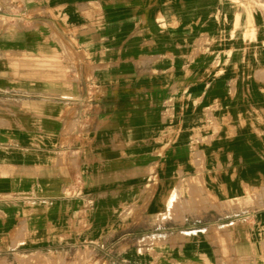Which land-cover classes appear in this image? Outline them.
Segmentation results:
<instances>
[{
  "label": "crops",
  "instance_id": "1",
  "mask_svg": "<svg viewBox=\"0 0 264 264\" xmlns=\"http://www.w3.org/2000/svg\"><path fill=\"white\" fill-rule=\"evenodd\" d=\"M251 1L0 0V258L264 264Z\"/></svg>",
  "mask_w": 264,
  "mask_h": 264
},
{
  "label": "rangeland",
  "instance_id": "2",
  "mask_svg": "<svg viewBox=\"0 0 264 264\" xmlns=\"http://www.w3.org/2000/svg\"><path fill=\"white\" fill-rule=\"evenodd\" d=\"M254 4L249 0V5ZM172 204V198L169 200ZM31 260L30 264H113L116 261V256L113 251L105 250L98 255H95L89 249L77 250L76 252H68L65 255L53 254H13L7 257L0 258V264H27L24 261Z\"/></svg>",
  "mask_w": 264,
  "mask_h": 264
},
{
  "label": "bare ground",
  "instance_id": "3",
  "mask_svg": "<svg viewBox=\"0 0 264 264\" xmlns=\"http://www.w3.org/2000/svg\"><path fill=\"white\" fill-rule=\"evenodd\" d=\"M36 160V159H35ZM170 202V201H169Z\"/></svg>",
  "mask_w": 264,
  "mask_h": 264
}]
</instances>
